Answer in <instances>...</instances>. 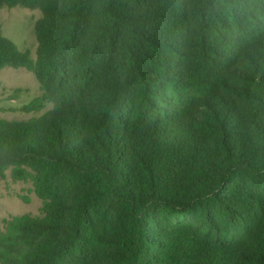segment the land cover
Masks as SVG:
<instances>
[{
    "label": "trees",
    "instance_id": "1",
    "mask_svg": "<svg viewBox=\"0 0 264 264\" xmlns=\"http://www.w3.org/2000/svg\"><path fill=\"white\" fill-rule=\"evenodd\" d=\"M37 9L41 94L0 120V176L41 214L0 264H264V0H0ZM25 201L28 198H24Z\"/></svg>",
    "mask_w": 264,
    "mask_h": 264
},
{
    "label": "rangeland",
    "instance_id": "2",
    "mask_svg": "<svg viewBox=\"0 0 264 264\" xmlns=\"http://www.w3.org/2000/svg\"><path fill=\"white\" fill-rule=\"evenodd\" d=\"M41 17L37 9L21 7L0 8V30L20 49L36 57L37 39L35 22ZM41 94L35 75L25 68L5 67L0 71V120H23L40 116L51 108L47 104L39 112L27 113L22 107ZM24 198H28L27 201ZM42 203L30 183L14 180L10 170L0 176V231L15 216H39Z\"/></svg>",
    "mask_w": 264,
    "mask_h": 264
}]
</instances>
